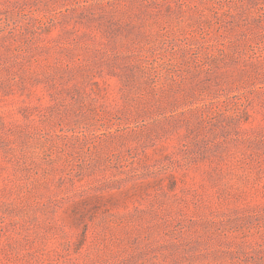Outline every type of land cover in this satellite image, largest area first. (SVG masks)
<instances>
[{
    "label": "rangeland",
    "instance_id": "374dc122",
    "mask_svg": "<svg viewBox=\"0 0 264 264\" xmlns=\"http://www.w3.org/2000/svg\"><path fill=\"white\" fill-rule=\"evenodd\" d=\"M0 264H264V0H0Z\"/></svg>",
    "mask_w": 264,
    "mask_h": 264
}]
</instances>
